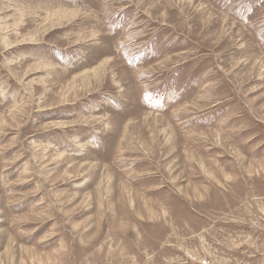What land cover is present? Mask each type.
I'll use <instances>...</instances> for the list:
<instances>
[{
    "label": "rangeland",
    "instance_id": "obj_1",
    "mask_svg": "<svg viewBox=\"0 0 264 264\" xmlns=\"http://www.w3.org/2000/svg\"><path fill=\"white\" fill-rule=\"evenodd\" d=\"M0 264H264V0H0Z\"/></svg>",
    "mask_w": 264,
    "mask_h": 264
}]
</instances>
